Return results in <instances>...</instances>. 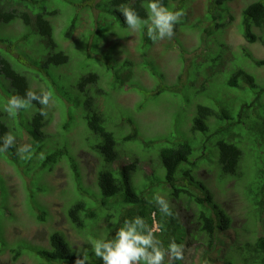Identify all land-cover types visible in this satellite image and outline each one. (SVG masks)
Returning a JSON list of instances; mask_svg holds the SVG:
<instances>
[{"label": "trees", "instance_id": "16d2710c", "mask_svg": "<svg viewBox=\"0 0 264 264\" xmlns=\"http://www.w3.org/2000/svg\"><path fill=\"white\" fill-rule=\"evenodd\" d=\"M64 1L73 11L68 15L67 26L62 33H58V38L61 40H66L70 36L71 30L76 25L78 11L85 6L90 5L98 11L96 18H101L97 19L101 21H96L98 27L101 29L111 28L117 35L123 33V29L127 27L124 24L123 16L115 10L117 5L126 4L134 8L142 20L148 18V0ZM162 3L167 7L169 0H162ZM225 6V0H213L209 6V15L207 16L212 19L213 25L202 29L203 38L208 44L217 41L219 46L218 38L213 36L216 34L215 32L220 34L225 24L220 20L221 16L219 17L223 14L221 11H224ZM48 8L45 3L37 6L35 0H0V22L10 23L16 20L22 27L18 31V35L14 33L0 39L2 43L0 46V77L5 81L3 83L0 79V84L2 83V89L7 94L6 98L9 95L24 96L28 90L40 95L43 90L58 102L61 123L58 126L60 129L57 131V148L48 153L45 152V154L42 152L46 148L44 142L47 135L44 128L48 124L49 116L48 112L43 116L40 115L41 110L44 111V106L34 100L32 106L20 110L15 115H10L11 121L7 120L9 116L7 112L0 111V136L11 133L17 138L20 134L31 142L29 152L18 154L19 147L13 142L8 150L0 152V157H5L21 170L23 169L21 167L27 166L35 158V160H39L37 163L41 167L48 164L49 170L56 163L64 160L76 188V194L86 193L82 186L80 169L75 155L71 152L73 147L70 146L67 137L68 131H71L73 127L79 129L80 125L83 146L100 157L96 178L97 192L87 194L88 199H85L84 196L75 198L68 204L66 210L72 227L86 241L84 248L77 250L64 237L62 231L55 230L49 234L47 246L31 245L23 239L16 241L10 248L11 259L16 260L22 252L28 251L27 255L35 257L41 264L62 262L75 264L76 259L86 250L88 255L86 264H101L91 252L89 241L97 238L111 239L114 231L122 226L125 219L131 220L136 216L144 219L147 227L156 236L158 246L165 250L163 264H184L181 260H173L167 253L166 249L170 241H175L185 248L188 235L192 239L200 238L198 242L200 245L196 247L200 250L198 256L205 253L208 248H212L218 241L220 245V242L223 241V233L230 228L231 216L216 200L208 185L194 176V171L200 164L198 159L207 150H212L211 152L214 150L216 154L214 163L219 167V183L223 184L231 180L242 188V198L246 207L242 226L247 231L251 228L257 229V224L261 216L264 215V166H261L263 168L260 170L261 182L255 179L249 188L246 165H250L251 158H253L254 164H258L262 160L264 164V114H250L245 112L244 106L235 110L219 105L218 109H213L206 103H198L190 121V129L195 136L194 140L190 142L179 137L161 136L160 140L169 141V144L158 147L154 153L137 154L135 152L138 150L135 145L123 144L138 139L141 141L138 127L135 126L136 123L130 119L129 122L134 125L133 128L121 138H117L114 133L115 129L110 125L113 120L98 104L101 95L122 89L125 85L124 81H128L130 84L129 61L113 59L105 62L106 75L96 70L95 66L78 65L80 70L75 75L74 81L68 86L66 81L60 79L62 76L60 71L64 72L62 69L65 68L62 67H71L74 59L67 52L68 49L63 48L60 42H57L53 24L48 17L51 15L53 17L56 11ZM182 8H184L183 5ZM240 16L238 28L244 39L249 43L264 44V0H254L248 3L241 11ZM218 17L219 22L217 21ZM215 19L217 20L215 21ZM95 28L97 27H94L93 32H95ZM139 31L140 38L145 42V46L140 44L139 47H147L151 41L146 34L147 29L142 27ZM204 46L206 45L204 44ZM240 52L243 54H230L232 59L229 60L235 59L234 62L238 60V66L232 74L230 73L223 80V88L240 86L243 85V82L250 87L254 86V76L246 70L245 65L250 62V65L252 64L254 67L264 66V58H256L249 49L242 47ZM86 56L90 57L89 51L86 52ZM211 58L219 60V55H212ZM215 63L214 65L218 66L216 70L212 71V74L219 72V64H222L219 61ZM148 65L146 69L152 77L162 76L155 67ZM120 70L123 71L122 75L118 73ZM33 80L43 82L45 87L32 86ZM102 80L106 82L109 89L101 85L100 81ZM194 81L192 78V83ZM156 86V92L159 93L163 86L160 83H157ZM201 88H197L196 91ZM260 90H264V86ZM25 112L28 113L26 116L27 120L30 119L28 121L24 120ZM74 119L77 120L76 123H74ZM73 123L74 125H71ZM19 128L20 131H18ZM28 132L33 138L28 135ZM145 141L147 144H151L155 142V138ZM195 144L198 147L193 146ZM2 145L3 140L0 139V146ZM194 152L198 155L191 158ZM122 156L126 160L121 161ZM216 164H213L215 169H217ZM145 166L149 167V172H145ZM139 172L145 173H142L137 180ZM180 177L186 179V182L178 185L177 181ZM249 191L254 195L256 201L249 197ZM159 192L166 193L167 197L174 201L180 200L184 205L192 204L194 208H190V222L195 223V226L185 230L178 222L172 208H170L171 216H165L160 212V206L156 203ZM110 222L115 226L110 227ZM249 222H251L250 225ZM261 223L263 224L264 221L261 220ZM256 229L254 231L258 234ZM1 233L0 254L4 250ZM231 245L232 248L229 251L226 250L220 259L215 258V260L217 259L215 264H264V228L263 233L253 240L245 239L240 243L237 236H234ZM248 249L253 250L258 259L254 261L248 257L246 253ZM183 254L184 252H182ZM201 259L197 264H207Z\"/></svg>", "mask_w": 264, "mask_h": 264}, {"label": "rangeland", "instance_id": "374dc122", "mask_svg": "<svg viewBox=\"0 0 264 264\" xmlns=\"http://www.w3.org/2000/svg\"><path fill=\"white\" fill-rule=\"evenodd\" d=\"M181 1L169 0L166 7L171 11L183 13L178 23L173 27V36L155 42L151 40L147 47H139L140 44L145 46V42L140 38L139 29L131 30L126 27L123 29L124 32L119 33V35L115 34V30L111 28L101 29L96 22L101 21L97 20L101 18H96L98 11L90 5L78 11L75 28L71 30V34L66 40H61L58 38V33H62L67 26L68 15L73 9H70L67 6L69 4H66L64 0H35L37 6L45 3L49 10L56 11L54 16L50 17L55 38L63 48L68 49L67 52L74 59L71 67H62L65 68L62 69L64 72L58 68L62 74L60 79L66 81L68 86L74 81L75 75L80 70L78 65L83 67L95 66L96 70L106 75L105 62L113 59H116L115 61H129L130 84L128 81H124L123 84L125 85L122 89L101 95L98 104L113 120L110 125L115 129L114 133L117 138H121L133 128L134 125L129 122L130 119L136 123L135 126L138 127L141 141L138 139L123 144L135 145L138 150L135 152L137 154L154 153L158 147L169 144V141L160 140L161 136L179 137L190 142L194 140L195 136L190 129V121L198 103H206L213 109H218L219 105L228 106L235 110L244 106L245 112L253 113V115L264 114V90H260L264 86V66L254 67L252 64L250 65V62L245 65L246 70L254 76V86L250 87L243 82V85L236 87H222L223 80L230 73L232 74L238 66V60L235 62V59L229 60L232 59L231 53L242 55L243 52H240V48L245 47L256 58H264V44L247 42L238 28L241 11L254 0H225L226 6L223 8L224 11H221L223 14L219 15V17L221 16L220 20L225 24L221 33L215 32L216 34L213 36L218 38L219 46L217 41L208 44L203 38L204 32L202 31L203 28L213 25L212 19L207 16L213 0ZM219 17L215 21L219 22ZM94 27H97L95 32H93ZM21 28V24L16 20L10 23L0 22V39L5 35L14 33L18 35ZM0 46H2L1 41ZM87 51L90 52L89 58L86 56ZM215 54L219 55V60L210 59ZM217 61L222 63L219 64V72L212 74V71L216 70L218 66L214 65ZM146 62L155 67L162 76L152 77L146 69L149 66ZM233 63L234 65H232ZM122 72V70L118 71L121 75ZM192 78L193 81L195 80L193 83ZM0 79L5 83L2 77ZM100 83L109 89L104 80ZM157 83L163 86L159 93L156 92ZM39 85L45 87L43 82L32 81V86ZM200 87H202L201 90L196 91ZM2 88L1 83L0 111L5 112L3 108L6 104L7 94ZM49 97V103L44 106V111L45 113L48 112L49 116L48 124L44 128L47 135L44 142L46 148L45 151H42L44 154L57 148V131L60 129L58 126L61 123L59 104L51 96ZM23 115L24 120H27L28 113L25 112ZM75 115L77 116V113ZM11 119L9 115L7 120L11 121ZM28 120L30 119L28 118ZM74 121L76 123L77 120L74 119ZM80 129V125L79 129L73 127L71 131H68L67 137L70 146L73 147L71 152L75 155V160L80 169L82 186L86 193L76 194V188L64 160L59 161L49 170L48 164L41 167L37 163L39 160H35V158L27 166L21 167L23 168L21 170L5 157H0V232H2V246L4 247L0 254V264H41L35 257L27 255L26 252L28 251L22 252L16 260H12L10 248L20 239L31 245L47 246L48 236L55 230L62 231L64 237L77 250L85 247L84 237L72 227L66 210L68 204L75 198L84 196L85 199H88L87 194L97 192L96 175L100 157L83 146ZM28 135L32 137L29 132ZM150 138H155V142L147 144L145 140ZM14 143L19 148L31 146V142L20 134L15 138ZM193 146L198 147L196 144ZM211 151L207 150L198 159L200 164L195 169L194 176L205 182L212 190L216 200L230 214L231 224L230 228L223 233V241L220 242L221 247L219 241L216 243L219 251L215 252L212 249L208 253H204L203 259L208 264H214L213 261H217L214 258L220 259L226 250L229 251L232 248L234 236H237L240 243L245 239L253 240L263 233L264 228V223H261V220L264 221L263 215L257 224V229L254 228L258 230V234L252 228L249 231L244 229L242 222L246 207L242 198V188L238 183L231 180L223 184L219 183V167L214 163L216 154L214 150ZM197 155L194 152L191 158ZM123 156L121 161L126 160ZM262 161L254 164L253 158H251L250 165H246L247 186L249 188L255 179L261 182L259 176H261L260 170L263 168L261 166H264ZM213 164L217 165V169L213 167ZM116 165H118L117 162ZM148 168L147 166L144 167L145 172L148 171ZM145 172H139L136 179L139 180L141 174ZM185 180L180 177L177 184H183L186 182ZM248 195L256 201L251 191L248 192ZM158 198L169 203L178 222L182 224L185 230L195 226V223L190 222V208H194L192 204L188 206L185 204V207L180 200L174 201L167 197L164 192H159ZM248 224L250 225L251 222ZM114 226V223L110 222V227ZM199 240L200 238L192 239L189 235L188 239L186 238L187 243L184 245L185 248H182L184 254L181 260L184 264H194L195 260H197L195 262L197 264L200 261L202 254L198 256L200 250L196 248L200 245L198 244ZM246 253L252 260L258 259L253 250L248 249Z\"/></svg>", "mask_w": 264, "mask_h": 264}, {"label": "clouds", "instance_id": "9594fccd", "mask_svg": "<svg viewBox=\"0 0 264 264\" xmlns=\"http://www.w3.org/2000/svg\"><path fill=\"white\" fill-rule=\"evenodd\" d=\"M115 10L123 16L124 24L129 29L138 30L142 27L146 28V34L153 42L159 39L171 38L173 36L174 25L183 15L181 11H171L166 8L162 0H148V18L146 20H142L136 10L126 4L117 5ZM51 16L48 17L50 18ZM40 93V95H37L36 92L28 90L24 96L9 95L3 110L9 115H15L20 110L32 106L34 100L38 101L40 105L46 106L49 103L50 97L43 90ZM40 115H45V112L41 110ZM0 139L3 140L0 152L8 150L9 146L13 145L15 141V137L11 133L0 136ZM29 151V146L17 149L18 154ZM156 203L160 206L159 211L165 216L172 215L168 202L157 197ZM89 243L91 244V252L99 259L101 264H163L165 259V250H162L158 246L156 236L140 216H136L131 220L125 219L122 226L114 231L111 239L97 238L89 241ZM216 246L208 248L205 253H208L212 249L215 252L219 251V247L217 246L216 248ZM182 248V245L177 244L175 241H170L166 251L173 260L179 261L183 259ZM202 260L205 262L203 258ZM87 261L88 255L85 250L76 259L75 264H86ZM213 262L215 264V261Z\"/></svg>", "mask_w": 264, "mask_h": 264}]
</instances>
